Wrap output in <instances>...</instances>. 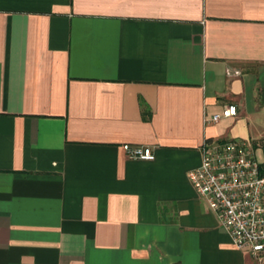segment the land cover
Masks as SVG:
<instances>
[{
    "label": "crops",
    "instance_id": "crops-1",
    "mask_svg": "<svg viewBox=\"0 0 264 264\" xmlns=\"http://www.w3.org/2000/svg\"><path fill=\"white\" fill-rule=\"evenodd\" d=\"M263 131L264 0H0V264H263L187 180Z\"/></svg>",
    "mask_w": 264,
    "mask_h": 264
},
{
    "label": "built area",
    "instance_id": "built-area-1",
    "mask_svg": "<svg viewBox=\"0 0 264 264\" xmlns=\"http://www.w3.org/2000/svg\"><path fill=\"white\" fill-rule=\"evenodd\" d=\"M236 114L233 104L210 116L215 122ZM130 159H151L150 147L122 144ZM199 164L187 180L202 198L231 244L264 264V131L251 139H204Z\"/></svg>",
    "mask_w": 264,
    "mask_h": 264
},
{
    "label": "rangeland",
    "instance_id": "rangeland-1",
    "mask_svg": "<svg viewBox=\"0 0 264 264\" xmlns=\"http://www.w3.org/2000/svg\"><path fill=\"white\" fill-rule=\"evenodd\" d=\"M243 126H244L243 123H239V124L237 125L238 129H243Z\"/></svg>",
    "mask_w": 264,
    "mask_h": 264
}]
</instances>
